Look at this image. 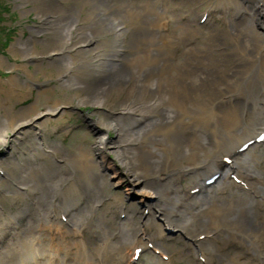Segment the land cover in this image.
Segmentation results:
<instances>
[{"label":"bare ground","instance_id":"obj_1","mask_svg":"<svg viewBox=\"0 0 264 264\" xmlns=\"http://www.w3.org/2000/svg\"><path fill=\"white\" fill-rule=\"evenodd\" d=\"M30 1L43 22L33 35L21 34L12 51L24 57L61 51L46 65L40 59L35 71L55 69L63 81L49 88L74 93L42 111L36 99L18 108L0 101V237H7L0 264H129L130 251L149 245L152 264H171L167 231L188 238L200 264H264V141L256 140L264 132V0H212L230 25L206 30L204 43L185 40L191 48L180 55L171 53L184 40L176 28L164 41L167 35L146 23L167 11L154 1L139 9L116 0H62L79 5L64 8L51 7L56 0H23L20 7ZM89 1L90 14L81 18ZM209 1L180 0L191 9ZM180 28L188 31L187 24ZM109 33L113 38L104 37ZM127 33L137 52L129 61L121 50ZM17 67L28 75L24 65L7 68ZM30 78L10 77V97L19 99L21 90L30 96L36 86ZM112 92L120 98L116 108L103 112ZM81 105L97 107L90 115L104 119L83 115L94 142L72 153L48 141L44 128L67 112L81 114ZM121 185L123 194L106 199L107 188ZM16 198L21 205L6 216L2 200L11 206ZM115 203L119 219L108 213ZM230 244L243 247L248 259L238 263Z\"/></svg>","mask_w":264,"mask_h":264},{"label":"rangeland","instance_id":"obj_2","mask_svg":"<svg viewBox=\"0 0 264 264\" xmlns=\"http://www.w3.org/2000/svg\"><path fill=\"white\" fill-rule=\"evenodd\" d=\"M148 0H116L117 4L120 6H132L135 7L136 9H139L142 7L143 4H145ZM149 1H154L158 4V6L162 9H166V13L164 16H161L159 19L156 21H148L146 22L148 26L155 25L158 27V33L160 34H166L167 38L164 39V41H169L171 39V36L173 35V29L176 31L174 35L176 37H182L184 40H181L178 46H175L171 50V53H174L176 55H180L182 51H185L186 53L189 52V49L191 47L187 46L188 43L185 42V40L190 39V41H200L203 42L206 37H208V33L206 32L210 30L212 27H228L229 24V19L227 17L228 14H223L219 9H216V6L214 5V1L210 0L208 3L201 5L200 7L197 6L193 9L189 5H182L180 0H149ZM186 1V0H185ZM217 2V1H216ZM23 0H0V58H3L6 60L5 64L1 65L0 62V86L6 90V94L3 92L0 93V101L9 100L10 105H13L14 107L16 106L21 107L23 105L32 103L35 99L37 100L36 106H38L39 110H43L46 105H51L54 104V102L58 99H63V97H66V99L69 100V96L74 93V91H71L66 88H54L53 90L50 89L49 87L54 86V85H59L63 81L62 78L63 76L59 77L57 74V71L52 68H44L43 73L45 72V75L47 77L43 76V73L37 72L36 70V64H39L40 59H42V64L46 65L50 60H52L55 57H58L61 55V51H58L55 53L57 56H30V57H24L21 54H18V52H13L12 51V43L15 42L19 37L22 38H27L29 35H33L32 27H37L40 26L41 23L43 22V19H40L37 15V9L38 4L30 1L29 3H25L23 7H20V4H23ZM72 4H75L74 2H65L62 0H56V3L51 4V7H68ZM261 4V2H260ZM77 5V4H75ZM79 7V5H77ZM222 9V7H220ZM198 11H196V10ZM215 9L214 11H212ZM23 10L27 11V13H22ZM91 10V2L89 1V4H84L82 6V15L81 18L87 17L90 14ZM210 11L209 15L207 16L206 20L201 23L199 16H197V13L199 12V15H203L204 12ZM226 11V8L224 10ZM51 16V15H49ZM241 16H236L235 20H240ZM192 19V20H191ZM47 21H45L46 23ZM84 23L81 21V24ZM133 24L135 25H140L144 24L145 21L141 19V21H138V19H133L132 21ZM187 24L188 31L185 33L181 32L180 26ZM125 27L128 26V24H124ZM179 27V28H178ZM201 27L203 28L202 32L198 31V28ZM208 27V28H207ZM156 28L151 31H155ZM192 29H196L198 33H194ZM200 29V28H199ZM170 30L172 31L170 34ZM203 33H207L206 35H203ZM37 37V36H36ZM40 38V36H38ZM103 37V36H102ZM105 38H113V34L109 33L104 35ZM129 38V39H128ZM103 40V38H102ZM127 40H130L129 33H127L124 37V45L123 49V54H126V61H129V59H132L137 52H134L129 48L130 45L127 44ZM74 43V42H72ZM109 43V42H107ZM204 43V42H203ZM152 42L148 41L146 42V47L149 48L151 46ZM212 46V45H209ZM37 49L41 52H45L46 50L43 49L41 45L37 46ZM214 50V49H210ZM71 52L70 50H67ZM136 51H139L136 49ZM209 52V51H208ZM54 54V52H52ZM216 56V52H210V54H213ZM74 54V53H73ZM82 55V54H80ZM79 55V56H80ZM214 56V57H215ZM119 57V56H118ZM45 58V59H43ZM117 60L120 61L119 58ZM10 64H16V65H24L26 66L28 70V75L27 72H25L22 68L17 67L13 68L12 70H8L7 67H9ZM229 67V66H228ZM221 71H224V73L227 72V66L220 64ZM174 72V71H173ZM26 74V75H25ZM13 75L20 76L24 79L28 77H31V81L36 84V87L33 88L32 93L30 96L26 95V92L24 90H21L22 94L19 97L21 101L17 102L19 94L13 93V95L10 97V94H8L9 89L8 85L10 83H7V81L12 77ZM30 75V76H29ZM18 87L15 86L14 89ZM48 88V89H47ZM41 92V93H37ZM75 91H79L81 93H85L83 89H78ZM20 93V92H19ZM14 97V99H13ZM17 99V101H16ZM120 98L115 92H112L111 96L109 97L108 101V107H103V112H108L110 108H116L115 105H112L113 103H116ZM80 110L83 112L81 114H76L74 112H67L65 113L61 118L56 117L52 118L50 122L46 125L44 128L46 131V136L48 138V141L56 140V142H62L66 147H69L72 153H78L79 152V147H83V143H90L91 141L94 142L93 134H91L87 128V125L85 123V118L83 117L84 114H95L97 113L98 108L93 107L91 105H81L79 106ZM109 108V109H108ZM93 116V118L99 117L100 119H104L103 115L100 113V116ZM66 126V127H65ZM11 135V133H9ZM109 135L112 137L114 134L110 131ZM21 141V139L19 140ZM86 147V146H84ZM88 148V147H86ZM1 149V147H0ZM111 156H113L111 154ZM60 161V160H59ZM61 162V161H60ZM262 166L264 167V164L262 163ZM189 180L182 179V184H188ZM1 189V188H0ZM125 190L124 185L121 186H114L106 189V194H108V197L111 194L114 193H120L123 194ZM110 194V195H109ZM136 196V194H135ZM128 198L131 201H136V198L132 196L131 194H128ZM127 198V199H128ZM6 199V198H5ZM2 200V204L4 206V213L6 216H9V214H14L18 210V206L21 205V198H16V203L12 204L10 206V201L8 200ZM27 199V198H26ZM28 200V199H27ZM24 201V200H23ZM107 203V200H105ZM128 202V201H126ZM128 204V203H127ZM126 203L123 204V206H127ZM108 205V204H107ZM141 205V204H140ZM119 203L111 204L108 213L109 215L115 213V218L119 219ZM140 206H138L139 208ZM142 210V209H141ZM140 212V208L138 210ZM9 213V214H8ZM31 214V213H29ZM10 215V216H11ZM123 215V214H122ZM26 216L23 218H19L21 221L20 223H24ZM19 221V220H18ZM1 224V223H0ZM113 230L114 228L111 227ZM65 231L63 229L62 233ZM55 229L54 226H51L50 228V233L54 234ZM166 237H164V244L171 249L170 253V263L171 264H200L201 259L198 258L194 252H191L189 248H187V243H188V238L186 237H181V235H177L176 233H171L167 231ZM60 234L59 232H55V235ZM87 235V234H86ZM67 239L72 238V234H66L65 236ZM203 239V238H202ZM4 242V241H3ZM95 242V241H94ZM229 255L237 260L238 263H243L245 258L248 259L249 254L244 252L243 247H240V245H229ZM153 249V248H151ZM232 249V251L230 250ZM227 251V253H228ZM131 253V251H130ZM153 261V254H151V251L148 250V252H145L141 255V259L138 261V264H152ZM132 264V263H130Z\"/></svg>","mask_w":264,"mask_h":264}]
</instances>
